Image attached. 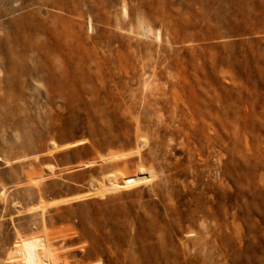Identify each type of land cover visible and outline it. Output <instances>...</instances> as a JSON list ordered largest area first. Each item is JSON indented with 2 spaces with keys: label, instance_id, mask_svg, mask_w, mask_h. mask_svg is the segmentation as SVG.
Listing matches in <instances>:
<instances>
[{
  "label": "rangeland",
  "instance_id": "1",
  "mask_svg": "<svg viewBox=\"0 0 264 264\" xmlns=\"http://www.w3.org/2000/svg\"><path fill=\"white\" fill-rule=\"evenodd\" d=\"M26 239L264 264V0H0V264Z\"/></svg>",
  "mask_w": 264,
  "mask_h": 264
},
{
  "label": "bare ground",
  "instance_id": "2",
  "mask_svg": "<svg viewBox=\"0 0 264 264\" xmlns=\"http://www.w3.org/2000/svg\"><path fill=\"white\" fill-rule=\"evenodd\" d=\"M15 32V31H14ZM20 35V34H19ZM15 38V37H14ZM18 39V38H17ZM16 40V39H14ZM13 40V41H14ZM12 41V40H11ZM10 43V42H9ZM14 43V42H13ZM18 44V43H17ZM2 46V45H1ZM69 47V46H68ZM21 70V69H20ZM249 145V144H248ZM247 154V153H246ZM251 154V153H250ZM256 154V153H255ZM248 156V155H247ZM245 155V157H247ZM244 157V156H243ZM111 158V157H110ZM113 159L117 158V156L112 157ZM109 159V158H108ZM244 159V158H243ZM249 162V161H248ZM258 163V162H257ZM249 164V163H248ZM92 165V164H89ZM251 167V166H250ZM248 168V167H247ZM249 173V172H248ZM149 175H146L145 170L142 168L140 173L136 177H128L122 185L125 187L133 184H138L139 182H145L151 179ZM124 188V187H123ZM58 202V201H57ZM60 202V201H59ZM62 202V201H61ZM53 203V202H52ZM63 203V202H62ZM133 239V238H132ZM133 241V240H132ZM134 242V241H133ZM136 242V241H135ZM134 242V243H135ZM137 243V242H136ZM48 246V244H47ZM46 243L43 242L41 239H26L21 241L20 246V253L22 255V260L24 261L23 264H64L62 262H54L51 257V251L47 249ZM202 247H209L208 243H198L197 245L193 244L191 247H189V251L196 252L197 248ZM198 248V249H199ZM199 251V250H198ZM139 257V256H138ZM160 257V256H159ZM223 262L228 263L229 262V255L227 252H223L222 254ZM231 257V256H230ZM135 259V258H134ZM148 258H146L147 260ZM148 262V261H147Z\"/></svg>",
  "mask_w": 264,
  "mask_h": 264
}]
</instances>
